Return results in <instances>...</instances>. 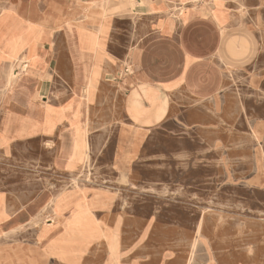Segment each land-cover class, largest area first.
<instances>
[{"label":"rangeland","instance_id":"374dc122","mask_svg":"<svg viewBox=\"0 0 264 264\" xmlns=\"http://www.w3.org/2000/svg\"><path fill=\"white\" fill-rule=\"evenodd\" d=\"M19 63L2 67L0 115ZM247 77L257 79L231 74L224 102H197L212 114H85L83 131L57 136L76 142L78 158L1 130L0 264H131L175 237L186 264H205L227 241L251 253L264 241V135L254 128L264 114L245 111L261 110L252 100L264 88ZM90 89L106 108L110 89ZM42 193L47 206L32 219Z\"/></svg>","mask_w":264,"mask_h":264},{"label":"crops","instance_id":"0c3cea01","mask_svg":"<svg viewBox=\"0 0 264 264\" xmlns=\"http://www.w3.org/2000/svg\"><path fill=\"white\" fill-rule=\"evenodd\" d=\"M13 63L0 131L29 133L12 141L40 140L66 159L76 142L57 136L83 131L85 114H212L197 102H224L231 74L264 88V0H0V74ZM91 87L110 89L106 108ZM262 93L252 100L261 110L246 114H264ZM254 128L263 136L264 119ZM46 198L32 196V219ZM230 242L205 264H264L261 239L251 253ZM146 261L186 264L188 253L175 237L131 264Z\"/></svg>","mask_w":264,"mask_h":264},{"label":"bare ground","instance_id":"6f19581e","mask_svg":"<svg viewBox=\"0 0 264 264\" xmlns=\"http://www.w3.org/2000/svg\"><path fill=\"white\" fill-rule=\"evenodd\" d=\"M12 75V78H15L16 76L14 75V73L11 74ZM86 148V147H85Z\"/></svg>","mask_w":264,"mask_h":264},{"label":"built area","instance_id":"2783aa9c","mask_svg":"<svg viewBox=\"0 0 264 264\" xmlns=\"http://www.w3.org/2000/svg\"><path fill=\"white\" fill-rule=\"evenodd\" d=\"M199 1H202V0H194V3H197V2H199Z\"/></svg>","mask_w":264,"mask_h":264}]
</instances>
